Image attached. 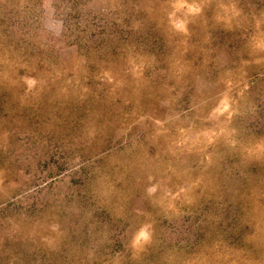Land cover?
Segmentation results:
<instances>
[{
	"label": "rangeland",
	"instance_id": "374dc122",
	"mask_svg": "<svg viewBox=\"0 0 264 264\" xmlns=\"http://www.w3.org/2000/svg\"><path fill=\"white\" fill-rule=\"evenodd\" d=\"M0 264H264V0H0Z\"/></svg>",
	"mask_w": 264,
	"mask_h": 264
},
{
	"label": "snow or ice",
	"instance_id": "6c2138e0",
	"mask_svg": "<svg viewBox=\"0 0 264 264\" xmlns=\"http://www.w3.org/2000/svg\"><path fill=\"white\" fill-rule=\"evenodd\" d=\"M143 235V234H142Z\"/></svg>",
	"mask_w": 264,
	"mask_h": 264
}]
</instances>
